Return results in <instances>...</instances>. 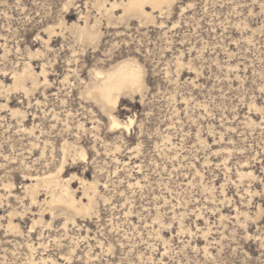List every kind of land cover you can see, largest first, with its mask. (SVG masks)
Returning a JSON list of instances; mask_svg holds the SVG:
<instances>
[{
	"label": "rangeland",
	"instance_id": "374dc122",
	"mask_svg": "<svg viewBox=\"0 0 264 264\" xmlns=\"http://www.w3.org/2000/svg\"><path fill=\"white\" fill-rule=\"evenodd\" d=\"M122 1L0 0V264H264V0H172L151 19ZM125 60L145 86L103 109L86 85ZM27 67L38 82L15 86ZM65 140L60 182L97 185L75 218L31 187Z\"/></svg>",
	"mask_w": 264,
	"mask_h": 264
},
{
	"label": "bare ground",
	"instance_id": "6f19581e",
	"mask_svg": "<svg viewBox=\"0 0 264 264\" xmlns=\"http://www.w3.org/2000/svg\"><path fill=\"white\" fill-rule=\"evenodd\" d=\"M172 0H123V14L128 16H136L140 19H151L152 13L146 10V7L163 8L165 5H170ZM115 4L112 3V8ZM108 12L111 9H107ZM113 15V14H112ZM111 16V15H110ZM79 36L86 39L90 43H95L100 38V30H94L87 24L79 27ZM27 80H31L33 84L38 82V76L35 72L27 67L18 75H15L14 85L21 88H26ZM145 86L141 66L134 61L125 60L114 65L109 70H95V76L92 82L86 85V93L98 102L103 109H108L114 106L121 95L127 93L140 92ZM111 123L113 127L120 125V122L112 116ZM48 142V140H45ZM62 158L54 172L45 174L42 178H37L34 186H31L35 198L37 187L46 186L49 193V199L43 202L49 207L61 206L62 210L72 218L76 215L91 214L95 208V194L97 185L95 182H88L83 178H78L83 190V196L77 198L76 190L70 185L76 176L71 180L60 182L61 173L64 171L68 157L76 156L78 148L69 140H65L60 146ZM79 155L86 158L87 154L83 147L79 149ZM87 200V201H84ZM85 218V216H84Z\"/></svg>",
	"mask_w": 264,
	"mask_h": 264
}]
</instances>
